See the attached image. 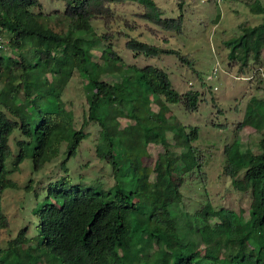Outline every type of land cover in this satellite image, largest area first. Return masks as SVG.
Returning <instances> with one entry per match:
<instances>
[{"label": "trees", "instance_id": "trees-1", "mask_svg": "<svg viewBox=\"0 0 264 264\" xmlns=\"http://www.w3.org/2000/svg\"><path fill=\"white\" fill-rule=\"evenodd\" d=\"M127 1L134 0H67L63 11L46 14L39 0H0V33L8 41L7 47L18 52L20 58H7L4 50H0V81L4 77L10 84L9 89L0 86V231L9 228L8 217L2 209L3 192L16 187L8 179L6 170V161L12 156L9 142L13 132L19 130L23 138L16 142L19 148L17 163L30 157L34 171L57 158L64 144L67 158L74 157L86 137L82 129H75L72 114L62 101L63 91L74 72L87 78L84 86L87 121L96 122L100 127V142L95 154L99 160L112 164L115 179L114 190L97 193L79 185L66 187L67 177L56 181L47 190V197L54 203H47L36 212L40 230L36 248L27 238V229H22L8 243L7 249L0 251V264H195L201 259L197 239L203 237L212 241L203 255L207 264L219 261L221 255L230 264H264V135L259 140L260 154H252L241 147L236 158L233 145L224 149L222 175L236 182L240 171L244 170L241 180L247 183V189L242 195L248 197L250 217L245 223L235 212L223 208L214 210L208 203L192 215L183 212L179 189L173 195L159 196L153 190L154 180H150L149 171L140 164L138 170L140 167L142 172L138 171L140 174L129 180L130 187L135 183L133 190L126 191L120 181L128 174L123 172V165L114 154L111 123L124 118L137 121L132 104L141 98L144 90L159 106L158 113L162 117L168 111L165 104H178L185 111L194 112L201 101L198 91L179 94L167 73L156 67L129 68L124 81L126 91L122 92L115 83L101 80L103 74L120 72L123 62L110 44L100 52L103 65L93 60L91 47L109 41L113 34L110 38L106 34L97 37L91 22L101 20L105 29L110 28L120 18L115 15L112 5ZM250 10L262 15V22L253 27H239L241 34L233 43L228 60L229 65L238 67L240 74L252 69V77L257 75L256 79H260V71L255 72L253 66L259 63L264 48V6ZM53 17H61L66 31L58 33L42 24L41 19ZM135 17L162 31L176 35L183 33L182 17L162 19L158 13L136 14ZM126 26L132 28L127 23ZM28 41L41 43L32 50V65L22 55V46ZM125 46L136 56L174 55L182 65L189 69L192 66V62L177 51L133 39ZM28 80L38 87L32 97L26 92ZM9 102L15 106L23 103L28 116H21ZM257 108L264 110V107L255 106ZM257 115L264 125V117ZM87 121L84 120V124ZM146 138L148 142L153 135ZM185 142L188 144L190 138ZM155 143L165 150L155 168L164 164L165 171L172 174L173 160L168 158L170 146L164 141ZM135 146L136 143L127 145L130 150ZM193 150L189 147L188 152ZM130 169L132 171V167ZM197 177L206 187V174L199 171L198 176L191 175V179ZM136 197L138 201H135ZM185 216L186 223H195L190 229L194 243L190 240L188 243L180 236V227H187ZM213 218L218 219L219 224L211 226L209 221ZM237 222H240V229H236ZM135 241H139L143 250L134 247ZM248 245H254L252 250Z\"/></svg>", "mask_w": 264, "mask_h": 264}, {"label": "rangeland", "instance_id": "rangeland-1", "mask_svg": "<svg viewBox=\"0 0 264 264\" xmlns=\"http://www.w3.org/2000/svg\"><path fill=\"white\" fill-rule=\"evenodd\" d=\"M66 1L39 0L46 14H52L55 10L63 11ZM257 6H264V0H134L112 5L115 15L120 18L110 28L105 29L101 20L91 22L92 31L97 37L106 34L110 38L113 34L109 41L99 42L91 47L93 60L100 66L103 65L100 52L110 44L123 62L120 72L103 74L101 80L115 83L120 92L126 91L124 81L129 75V68L150 66L164 70L179 94L188 90L201 94L196 111L187 112L181 105L165 104L168 111L162 117L158 113L159 106L152 101L150 93L144 90L140 94L141 98L132 104L137 121L124 118L111 123L112 135L115 137L114 154L123 165V172L128 174L120 179L126 191L134 189V180L131 187L129 180L135 179L142 172L140 167L144 166L149 171L150 180H154L153 190L159 196L173 195L179 189L183 212L192 215L208 203L214 210L223 208L235 212L244 223L249 220L248 197L242 195L247 189V183L241 180L244 170L240 171L238 180L234 182L222 175V169L226 146L235 147L233 153L236 158L239 156L238 148L241 147L255 155L261 153L259 140L264 135V125L257 113L264 117V110L255 109V106L264 107V48L259 63L253 66L255 72L260 71V79H256L257 75L252 77V69L240 74L238 67L229 65L228 60L233 43L241 34L239 27H253L262 22V15L250 10ZM156 13L162 19L182 17L183 33H168L135 17L136 14ZM41 22L58 33L67 29L61 17L41 19ZM126 23L132 28L127 27ZM132 39L177 51L190 60L192 66L189 69L185 64L182 65L174 55L156 58L136 56L125 46ZM38 45L41 43L28 41L22 46V55L30 65L34 64L32 50ZM17 53L9 47L4 50L7 58L20 59ZM86 79L83 74L74 72L62 94V101L72 114L75 129H82L86 135L74 157L67 158L64 144L57 158L34 171L30 157L17 163L19 148L16 142L23 139L19 130H15L11 136L9 144L12 156L6 161V170L8 179L16 187L7 188L3 192L2 209L8 217L9 228L0 231V251L6 250L8 243L22 229H27V238L31 241V246L36 248L40 241L36 212L47 203H54L53 199L47 197V190L59 179L67 177L69 182L66 187L79 185L94 193L115 189L112 164L99 160L95 154L100 142V127L96 122L87 121L88 105L84 89ZM28 81L26 92L32 97L38 87L32 80ZM0 86L9 89L10 84L2 77ZM9 105L21 116H28L23 103L15 106L9 102ZM84 120L87 121L86 124ZM151 134L153 141H164L170 146L168 158L173 160L172 174L165 171L164 164L163 167L159 165L155 168V163L165 150L156 141L149 139L146 142V137L149 138ZM188 138L190 142L187 144L185 141ZM130 143H136L132 150L127 147ZM189 147L194 149L193 152H188ZM199 171L206 174V187H203L198 177L191 179V175L198 176ZM186 218L185 216L184 222L187 227H180L179 233L189 243V240L193 242L190 229L194 228L195 223H186ZM209 224L215 226L219 221L213 218ZM235 226L240 229V222L235 223ZM211 243L205 237L197 239V251L201 259L195 264H207L203 255ZM253 246L248 245V249L252 250ZM134 247L143 250L139 241L134 242ZM262 253L264 254V249ZM213 264L230 263L221 255L220 260Z\"/></svg>", "mask_w": 264, "mask_h": 264}, {"label": "built area", "instance_id": "built-area-1", "mask_svg": "<svg viewBox=\"0 0 264 264\" xmlns=\"http://www.w3.org/2000/svg\"><path fill=\"white\" fill-rule=\"evenodd\" d=\"M8 45V41L6 39H4V37L2 36V34L0 33V50H5L6 47Z\"/></svg>", "mask_w": 264, "mask_h": 264}]
</instances>
